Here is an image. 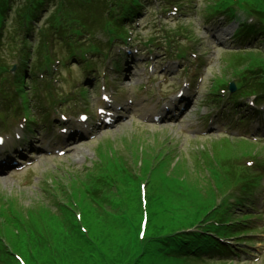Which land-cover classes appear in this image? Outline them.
<instances>
[{
    "label": "rangeland",
    "instance_id": "374dc122",
    "mask_svg": "<svg viewBox=\"0 0 264 264\" xmlns=\"http://www.w3.org/2000/svg\"><path fill=\"white\" fill-rule=\"evenodd\" d=\"M151 23V19H150ZM217 65L216 63L212 65L211 70L207 74V78L211 77L213 74H216L217 72ZM209 78L207 79L206 83H208ZM135 131H138V128L134 129ZM170 132L173 133H182V130L179 128L171 130ZM119 135L125 134V129L121 128L117 132ZM130 134L125 135L124 137H121L119 139L115 140L114 149L117 151L123 153V147H124V138H129ZM163 136V135H160ZM121 140V141H120ZM145 141L146 139H139L136 137L137 141ZM162 137L155 139V141L148 142L147 144L153 146L156 148L161 142ZM117 141V142H116ZM225 145L223 144H217L214 146L215 150L222 151L224 149ZM92 146H89L88 148L80 150L81 153L78 154V151L75 154V157L79 159V164H81V161H84L85 159H89L90 155L84 154L85 152L94 154V148ZM124 154V153H123ZM73 156L72 160L77 164V159ZM129 157V156H128ZM217 155H210L208 158V161L211 162L212 160L216 159ZM72 165L71 160L69 159L65 166L69 167ZM137 175L140 177L143 176L142 173H140L139 169L136 168ZM168 176L171 177H177L176 174H172V172H167ZM165 174V173H164ZM149 178V177H148ZM145 184V182H143ZM148 187V193L153 195L154 201L149 206L150 209V221L148 224L147 229L145 230V235L150 237V235L155 234H162L167 231L176 229L177 227H184L186 223L188 222L186 217L190 212H186L187 205L185 202H181V198L175 197L172 195L166 194L159 182L156 180V177L153 176L150 179V182L147 183ZM145 194H146V185L144 187ZM0 193L3 195L8 194L7 192H4L3 189L0 190ZM123 196H119V202L120 205L116 203V207L114 209H110L108 207V210L101 211V210H87V207L85 204L81 205V207H78L77 212L80 223L83 224L85 228H87V231L90 235V237L95 241L96 247L101 252V255H97V251H94L93 253L87 254L86 259L80 260L79 254L83 250L80 249V247H83L87 249V244H84V241L81 239L80 235L77 233L76 228L73 226V228H69L67 231L66 229H62V227L58 223H52L49 225H42L38 222H32L31 226L32 232H33V239L34 241H41V240H52L55 241L61 240L63 242L64 250L68 254V258L64 259L63 261L58 262L61 264H106L108 257H114L115 254L119 253L121 256L119 258L113 259L115 261H119L121 257H126V261L129 262L133 254V252L130 251V248H127V243L129 242V239L126 235V229L123 226L121 216L124 211L128 214L130 217V221H136V227L141 219L142 213L141 208L139 206V200H138V194L137 189L130 188L129 190H124ZM219 194V193H218ZM72 196V195H71ZM193 196V195H191ZM195 196L197 197V194L195 193ZM11 197H15L16 203H19V197L18 194H13ZM79 198V197H76ZM79 203V202H77ZM33 207L35 209H38L39 206L30 204L26 208H22L24 211V215L28 212H25L26 210L30 211L29 216L35 215L38 219L40 218V214H37L36 212H33ZM207 208H199L194 212L193 221H196L200 218H202ZM87 212V213H85ZM95 212V213H94ZM82 213V215H81ZM69 214L72 215L74 212H70ZM70 217L69 219H71ZM132 223V222H131ZM171 227V228H170ZM133 229L134 226H130L128 230V236L131 238L133 237ZM66 233L67 236L64 234ZM67 238V239H66ZM66 239V240H62ZM120 246L122 247V250L127 251L123 253L120 249ZM20 250V248H19ZM50 252H45L44 255H48ZM50 256V255H49ZM53 257V256H51ZM96 257V258H95ZM133 257V256H132ZM37 263L35 264H51V262L46 258L45 256H37ZM27 264H34L31 261H28ZM155 264H171L170 262H167L163 259H155Z\"/></svg>",
    "mask_w": 264,
    "mask_h": 264
},
{
    "label": "trees",
    "instance_id": "16d2710c",
    "mask_svg": "<svg viewBox=\"0 0 264 264\" xmlns=\"http://www.w3.org/2000/svg\"><path fill=\"white\" fill-rule=\"evenodd\" d=\"M72 15L74 14L73 12L71 13ZM68 17V15L66 16V18ZM186 241H189V237L187 239H185ZM108 262V261H107Z\"/></svg>",
    "mask_w": 264,
    "mask_h": 264
}]
</instances>
